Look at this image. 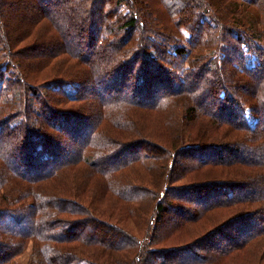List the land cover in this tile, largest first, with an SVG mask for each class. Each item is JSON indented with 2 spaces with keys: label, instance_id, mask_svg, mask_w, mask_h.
Masks as SVG:
<instances>
[{
  "label": "trees",
  "instance_id": "1",
  "mask_svg": "<svg viewBox=\"0 0 264 264\" xmlns=\"http://www.w3.org/2000/svg\"><path fill=\"white\" fill-rule=\"evenodd\" d=\"M21 2L25 7L13 15L11 0H0V264H18L29 246V261L20 264H221L236 247L264 237V207L238 204L264 198V0H240L232 27L220 14L223 0ZM85 27L91 34L83 51L72 37L83 36ZM208 27L215 29L206 36ZM38 35L45 51L26 48L28 60H10L12 43ZM62 54L58 72L43 80L44 105L34 108L23 85L42 83L34 73L55 68L52 59ZM81 100L75 109L62 108ZM228 127L240 134L228 138ZM106 129L139 139L101 160V132L109 135V151L118 138ZM63 132L78 142L72 152L60 142ZM15 133L21 144L6 149ZM145 161L153 175L146 187L129 181L143 180L141 174L127 178L124 189L107 181ZM232 168L242 175L215 177ZM191 174L197 181L173 185ZM254 179L263 186L260 194L252 189ZM109 188L127 202L150 198L146 235L113 221L130 205L104 201ZM190 203L199 211L184 208ZM228 205L236 208L227 219L205 226V211ZM170 211L175 223L160 229ZM191 220L204 230L167 248L166 238L187 233ZM91 225L89 233L81 230Z\"/></svg>",
  "mask_w": 264,
  "mask_h": 264
},
{
  "label": "rangeland",
  "instance_id": "2",
  "mask_svg": "<svg viewBox=\"0 0 264 264\" xmlns=\"http://www.w3.org/2000/svg\"><path fill=\"white\" fill-rule=\"evenodd\" d=\"M228 2H230V3L228 4ZM11 3L13 4V6H10L11 10H9V11L12 12L13 15L19 14L21 12L20 7H19V5L22 4L21 0H11ZM240 4H241L240 0H223V2L220 4V6H219L220 14H221L222 17L226 18L224 20V24H226L227 27H232V16H234L233 12L236 9L239 8ZM23 6L25 7V5H23ZM219 8H217V9H219ZM97 19H99V18H97ZM173 19H174V17H173ZM242 27H244V26H241L239 28H242ZM214 29H215V27L213 29H210L209 27L206 28L205 29L206 36H208ZM80 33H82L83 36H80V34H78L76 32V33H73L74 37H72V38H73V41L76 44V46L79 48V50H83L84 51L85 47H88L89 44H90L89 35L91 33L89 32V30L86 27L83 28V30ZM38 36H37V40H35L34 38H28L26 40V42H22L21 44L20 43H18V44L12 43L13 53L10 55L11 56L10 60L11 61L13 60V62H15V63L16 62L19 63V62H23V61L28 60L26 58L24 59V57L22 56L24 54V49H26V48H31V49H29L28 52L31 53L32 51H35V52L38 53V55L41 53V51H45V46L43 45L42 42H40L42 40L41 36H39V40H38ZM185 36L187 37V32H185ZM183 37H184V35H183ZM67 41H68V39H67ZM181 41L184 42L185 38H183V40H181ZM78 48H76V49H78ZM16 49H18L19 52H15ZM15 53H17V54H15ZM66 56L67 55L62 54L60 56L54 57V59H52V63H53L55 68H52V69L46 68L43 71L41 70V71H39L37 73H34V75H38V77L40 79H42V81L46 78V76L54 75L55 73L58 72V70L56 69V66H57L56 65V61L58 59H60V58L66 57ZM8 59H9V57H8ZM76 61L78 62V60H76ZM70 65L71 64H67L65 66V68H69ZM61 66H62V64H60L59 67H61ZM99 69H100V71L98 72L99 73L98 76L102 77L101 79H104L105 76L103 75L104 74L103 72H105V71H103L104 69H102V68H99ZM16 70L18 71L17 66H16ZM48 71H50V72H48ZM31 75H32V73H31ZM107 81H108V79H107ZM132 81H133V79L131 80L130 78H128V80H126V82H125V84H126L125 89L126 90L131 88ZM108 82H110V81H108ZM25 83H26V80H25ZM44 83H45V81H43L40 84H35V85H33V87H31V89H30V87L27 88V85H23L24 89H25L24 93H25V97H26L27 103L28 102L32 103V106L34 108L40 109L44 105L45 95H46L44 93L45 90L43 88ZM217 86H220V85H217ZM33 89H36L35 92H40L41 93V97H37L36 94L33 93ZM232 91L235 94H237V90L232 89ZM83 101L84 100L71 101V102H68L66 104V106H63L62 108H65V107H67V108L78 107L77 105L79 103H82ZM92 104H94V103H92ZM115 107H112V109L115 108ZM26 108H28V110H31V108L29 106H27ZM94 109H95V106L92 105V109L90 108L89 115L94 114V111H95ZM85 114H88L87 111H86ZM31 115H32V113H31ZM89 123H91V121H89ZM61 125L63 126V124H61ZM82 128H84V127H82ZM87 130H88V128L86 127V129H84L80 134L83 137L84 136L85 137L88 136ZM106 130H108V129H106ZM109 131L111 132V130H108V132ZM226 131H228V133H227V137L228 138L231 135V133L232 134L234 133V134H237V135L240 134V130H236V129H232V128L230 129V127H228L226 129ZM111 133H113V132H111ZM101 134H102L101 135L102 137L99 140V142L96 144V148L97 149L100 148V150L99 149L98 150L100 151L99 155H101L100 156L101 160L102 159L106 160L105 157L108 156V155L114 154L116 152V149H117V151H118V149L121 150V148H120L121 146L120 145H125L124 143H127V142L131 141L130 139H133V140L135 138L139 139L136 136L127 135L126 131L115 132V134L114 133L113 134L115 136L117 135L118 138L116 139L115 143L112 142V145H110L111 150L109 151L108 150V148H109L108 145H109V143H111V140L109 138H106V135H107V137L109 135L105 134V133L103 134L102 132H101ZM19 135H21V133H15V136L12 138L11 142H9V145H8V147L6 149H8V148L11 149V147L15 148L16 146L21 144V140H22L21 138L22 137L19 136ZM58 137H60V142L66 148L70 149L71 152H72L71 149L76 147L77 144H78V142L76 140H74L73 138L71 139L65 132L61 133L60 136H58ZM233 138H234V135H233V137L231 139H233ZM99 144H101L100 147H98ZM96 148L94 150V147H93L91 149L90 153L95 152ZM105 148H106L107 152L105 150H103ZM111 151H113V152H111ZM20 155H23L22 151L20 152ZM17 161L20 162L21 161L20 158L16 159V162ZM137 163L138 162H134V163H131L130 166H126L124 168L118 169V172L116 173V176L110 177L107 181L108 182L109 181L113 182V186L114 187H117L119 185L118 188H121V189L123 188L124 189L126 184L123 187L121 185H122V183H124V181L127 178H131V177L134 178L135 176H133V175L141 174L143 176V180H138V179L134 178L135 181H131L130 179H129V181H130L131 184L132 183L140 184L139 186H137L139 188H143L144 186L146 187V185L151 183V181L149 179L153 177L152 171L149 169L147 162L145 164L144 163L143 164L142 163L141 164H139V163L137 164ZM180 166H181V164L178 166V168H180ZM214 167L215 166H213V167L210 166V168H214ZM206 168H207V166L205 167V169ZM210 168L208 170H210ZM247 170H248V168L246 169V172H247ZM123 171H125V172L122 173ZM227 171H228L227 173L226 172L219 173V176L217 174L215 177H217L219 180H228V181H230V179H227V178H232V176H241L242 175V173L236 172L235 170H233V168H232V170H227ZM249 171H252L251 173H253L254 172L253 167H252V170H250V168H249L248 172ZM242 172H243V177H242L243 181H246L249 177L248 176L245 177V175H246V173H244L245 171H242ZM248 172H247V174H248ZM207 173H208V171H207ZM193 181H197L196 174H191L187 178L184 177V179L178 178V179L175 180V182H173V185L174 186L175 185H177V186H179V185H188L189 183H192ZM157 182H159V180L154 182V183H152V185H156ZM250 182L254 184V185L251 184L253 191H255L256 193L260 194L261 193L260 191H261V189L263 187V186H260L261 182L257 183V179H254L253 181L250 180ZM98 183L94 182V185H96V187H97ZM110 184H112V183H110ZM108 191H109L110 194L103 198L104 201L108 202V198H110L113 201H115V200L118 201L119 200V201H122V203L126 202V203H128L130 205L128 208H126L127 209V210H125L126 213L124 212V214H122V211H119L118 212V216H116L114 218L115 220H113V221H115L116 223H121V225L127 227L131 232H136V234H138L139 236L146 235V231L148 230V228H150V221L148 222V220L150 218V214L148 213V211L152 212V208H151L152 205L150 204V198L148 197L147 199L143 198V199H140V200H136L133 203L132 201L131 202H127L126 200H124V199H122L120 197H117L115 195L114 191L111 190V188H109ZM135 192H136V188L133 189L132 192H130V193L134 194ZM111 195H113L114 198H112ZM182 195H183L184 199H186V200L188 199V198L185 197V193L184 194L182 193ZM120 204H121V202H120ZM238 204H240V205L244 204L245 209H250L251 211L252 210H258V209L262 210L263 209L262 207H264V198L260 199V202H254V204L251 203V202L238 203ZM183 205H184L185 209H187L188 207H190L192 205V209L194 211H199V207H200V205H198L196 203L195 204L194 203L193 204L190 203V204H187V205L183 204ZM132 206H133V208H132ZM137 207L144 208V211L141 212L142 214L137 212V209H136ZM235 208H236V206L232 207V206L228 205V206H224V207H219L218 209L211 208L208 211H205L206 215L204 214L205 215L204 217L208 218L207 220L203 221V222L207 221L205 223V226H210V224L218 223L219 220L223 221V220L227 219L229 213L232 212V211L234 212ZM135 209H136L137 214L131 216ZM188 210H190V209H188ZM205 212H203V213H205ZM62 217H65V216H62ZM70 218H71V216H70ZM213 220H214V222H213ZM175 221H176V218H175V213L173 211L164 212L163 215H162V222L160 223L159 227H160V229H162V227L163 228L164 227H171L173 225V223H175ZM195 221L196 220H194V221L191 220V222L187 223L188 227L190 226V228L188 229L187 233L186 232H182V231L179 230V231H177V233L172 235V237L168 236L166 238V240L163 242V244L166 245L167 248H171L173 246L177 247V246H179L178 243H180V244L186 243L185 241H190L195 236L200 234L202 232L201 230H204V229L201 228L200 226L197 227L196 224L199 222V220L196 223H195ZM133 222H136L137 225L133 224ZM24 224H25L24 226L23 225H21V226L22 227H27V224L26 223H24ZM94 228L95 227H93V225H91L90 228L89 227H82L81 230L89 233L91 231L90 229L93 230ZM100 232H103V231H100ZM31 247L32 246L27 247L25 253H23L19 257L18 264L25 263V262L29 261V259H28L29 256H30L29 254L32 253V249H33ZM228 255H230V256H225V257H223L221 259L222 260L221 264H264V237L263 236H259V239L254 238L253 240L249 241L248 243H245L244 245H242V246H240L238 248L236 247L235 250L233 251V253L228 254ZM12 264H15V263H12ZM218 264H219V262H218Z\"/></svg>",
  "mask_w": 264,
  "mask_h": 264
}]
</instances>
